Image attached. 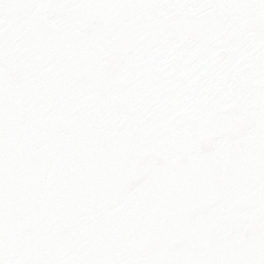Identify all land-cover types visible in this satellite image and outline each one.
Listing matches in <instances>:
<instances>
[{
	"label": "snow or ice",
	"instance_id": "1",
	"mask_svg": "<svg viewBox=\"0 0 264 264\" xmlns=\"http://www.w3.org/2000/svg\"><path fill=\"white\" fill-rule=\"evenodd\" d=\"M0 264H264V0H0Z\"/></svg>",
	"mask_w": 264,
	"mask_h": 264
}]
</instances>
